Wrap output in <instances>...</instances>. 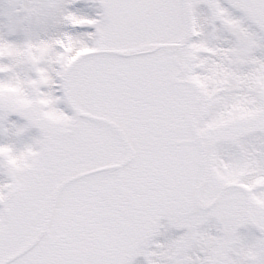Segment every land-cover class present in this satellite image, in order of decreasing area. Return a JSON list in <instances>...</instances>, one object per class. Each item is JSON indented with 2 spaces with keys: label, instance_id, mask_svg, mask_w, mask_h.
I'll use <instances>...</instances> for the list:
<instances>
[{
  "label": "snow or ice",
  "instance_id": "snow-or-ice-1",
  "mask_svg": "<svg viewBox=\"0 0 264 264\" xmlns=\"http://www.w3.org/2000/svg\"><path fill=\"white\" fill-rule=\"evenodd\" d=\"M0 264H264V0H0Z\"/></svg>",
  "mask_w": 264,
  "mask_h": 264
}]
</instances>
